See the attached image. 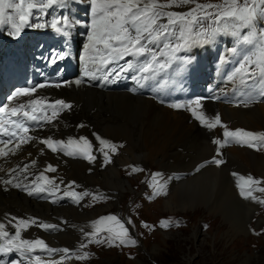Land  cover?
I'll use <instances>...</instances> for the list:
<instances>
[{"label": "bare ground", "instance_id": "6f19581e", "mask_svg": "<svg viewBox=\"0 0 264 264\" xmlns=\"http://www.w3.org/2000/svg\"><path fill=\"white\" fill-rule=\"evenodd\" d=\"M82 1L87 2V0H72V3L75 2L85 5ZM63 5L64 4L57 5L55 9ZM33 20L34 19L30 18L31 24ZM83 22H86V20ZM23 31L27 33L35 32L33 27L27 26ZM4 38L12 40L14 36L10 33L4 36ZM50 39H52V37ZM2 40L0 44H2V42L4 43ZM50 43V45L53 44V42ZM42 46L43 45H39V48ZM63 47L64 45L62 44L61 47H53L50 49L47 58H52L57 55L56 53L61 52ZM5 52H7V50H5ZM70 52L75 60L77 75L74 76V79H76L78 76L83 75L82 57L85 52V44L76 46ZM31 53L34 59L37 54L33 53V51H31ZM10 55L13 56L14 59H17L13 53H10ZM189 56L191 55L189 54ZM126 59L130 60V58ZM192 59L193 57H190L189 60L191 61ZM125 62L126 61H120V64L122 65ZM36 66L37 62L35 61L32 69H36ZM112 67L113 65L109 66V68ZM115 67L119 70L118 65ZM124 73L125 72H121V75L117 76L116 72H113L112 75L109 76V80L111 81L114 79L115 82L111 83L103 80L94 83L95 80H91L80 86H76L73 82L69 86H66L62 90L60 97H64L67 101L73 102L74 107L68 114H65L59 122L53 125L51 131L56 137H60L65 141L70 138L74 139L67 133L72 125L68 123V121L74 117V112L78 110L77 103L73 100L83 102L80 105H84L82 110L80 109V118L86 119L89 128H83L79 134L89 137L92 133H95L101 139L110 140L111 143L117 146L123 145V147H118V151L121 152L120 154L118 153L119 155L106 150L111 156V163L103 165L105 151L101 149L102 145L97 138H93L96 146L92 152H90L96 159L91 164L85 159L67 161L65 165L56 164L58 161H53L55 156L47 152L42 153L43 147L35 141V143L29 146V149L38 157L40 171L45 172L47 176L49 175L52 179H55V192L59 195L55 197L57 198V205H54L51 201L36 202L16 191L5 190V188L8 189V186L0 182V222L5 224L6 230L15 232V229L12 228L9 223L12 217L25 220L29 217L35 218L37 224H32L26 231H22L23 238L29 240L39 238L44 240L51 248L69 250L67 254L61 252L49 254L40 250H37L40 251L39 253H37V251L32 253L33 256L39 255L45 264H76V255L72 256V252H75L76 249L79 248L81 238L85 237L84 235L91 229L92 220L102 214L106 208L114 205L113 200H118L120 202L127 198V196H131V191L133 189L128 191L129 186L132 188L131 182L126 180V173H124V169H121L129 164L134 167L138 164L145 165V163L150 161L156 163V168L168 171L169 175L167 176V181L171 184L169 189V191H171L170 197H168L165 202H156L153 205H156L155 208L159 207L158 209L161 212L171 211L169 213L174 214L178 209H186L187 204H189L191 200L182 199L183 197L178 196V191L182 186L196 183L197 185L194 192L198 193V195L200 194V196L195 198L196 201L209 199L212 194L219 193L218 198H215L216 202L218 199L219 201L223 200L219 208L226 213L228 209L226 202L229 204L230 213L233 216L231 219L233 229L240 226L241 232H246V226H242V224L251 221V217L255 214L261 215L260 221L264 223V212L263 214L259 212L264 210V204H260L251 198H242L236 186L238 177L240 176L252 177L253 174L257 173L264 179V153L234 143H229V145L220 148L219 145L212 143V141L214 139H221L223 141L224 129L222 127H216L209 130L201 126L199 121L192 116L191 111L187 107L190 101L187 104L182 102L176 103L182 105L180 109H166L163 104L158 106L152 99H158L161 96L163 90L160 89L163 88V84H153L155 86L154 88H159V90L157 89L155 92H151L153 89L149 91V81H141L140 83L136 81L128 85L127 80L132 74L131 70L126 72L125 76ZM188 75L189 73L186 74L182 72L179 74V77L182 78ZM225 75L226 76L221 74L217 82V78H212L211 74V77H209V80L212 79L210 86L208 84L192 85L191 89L198 92L205 93L208 89L211 90L210 94H203L204 103L201 102L202 108L198 109V111L205 112L208 117H214L216 114H219L222 123L226 125L229 130L234 131L244 127L247 131L253 133H264V99L260 98L259 85L251 80H249V83L244 84L241 82L240 76L236 77L237 81L233 82L234 85H232V73L226 71ZM122 76H124V80L119 81V78ZM245 79L249 78L245 77ZM108 84H111L112 88H110ZM225 86V90L230 86V92L226 93L224 97L221 91ZM100 89H103L105 92L98 91ZM144 94L145 96H142ZM218 95L221 96L222 99L218 98ZM251 97H254V102H250L248 106L245 107L244 102L248 101ZM28 98L32 99L33 97ZM222 101H225V103H222ZM233 102V106H227V103L232 104ZM192 106L195 107V105ZM94 108L95 111L91 114L90 112ZM254 114L259 116V123L258 121L257 123L254 121ZM75 123H77V121ZM76 137H78V135ZM200 150H202V152L214 153V155L199 159L196 157V154ZM218 150L221 156H217ZM246 155L252 160L250 167L247 166L248 160ZM213 157L218 159L222 158L225 163L220 166H216L215 164L205 165L200 171H196L197 167L205 164L204 161H211ZM22 158H26V155ZM7 165L8 163L0 165V177L4 176L3 169ZM49 165L57 169V171L53 174L50 173L52 171H46ZM219 170L228 171L230 178L221 179L223 174L219 176L216 174ZM233 173L237 175L234 176ZM67 183L79 185L81 187L80 192L86 191L88 193L95 191L105 196L108 195L112 201H109V205L102 204L93 209H89L85 206L86 201L77 203L72 196L65 195V193L71 191L66 186ZM27 185L31 187L36 186L33 182ZM186 188L190 189L191 186H186ZM252 194L257 197L258 200H264V197H262L263 194ZM188 197L191 196L188 195ZM92 198L94 197H91L90 200ZM211 208L215 210L212 205ZM109 213L110 211L103 212L102 215L106 216ZM11 223L14 224L15 221H11ZM41 223L57 225L58 229L60 230L62 228V230L60 232L59 230H45L39 226ZM257 233L263 234L264 227ZM197 234L198 231L194 235L195 239H197ZM169 236L170 235H166V237ZM26 258L27 257H24V260H26L25 264H28V258Z\"/></svg>", "mask_w": 264, "mask_h": 264}, {"label": "snow or ice", "instance_id": "6c2138e0", "mask_svg": "<svg viewBox=\"0 0 264 264\" xmlns=\"http://www.w3.org/2000/svg\"><path fill=\"white\" fill-rule=\"evenodd\" d=\"M64 2L65 0H0V27L8 24L13 29L12 34L17 37L26 26L45 27L43 24H31L30 18L33 16V10L62 5ZM87 3L90 6L91 20L88 25V43L85 45L82 57L84 77L111 83L115 82L114 79L109 80V76L113 72L120 76L121 72L131 70L140 74L133 77L137 83H140L141 81L155 80L162 73H167L169 69H172L173 64L177 65L174 71L180 73L185 70L184 66L189 64L190 60L179 56V53L188 51L194 46L213 43L218 35H231L236 39L238 45L237 48L231 50L233 54L243 51L245 48L250 50L244 53L243 62L234 70L231 78L235 79L240 76L241 82L244 84L249 83V80L254 81L259 85V95L264 97V0H220L219 3H200L199 0H87ZM188 5H193V7L181 12L171 10L184 8ZM9 10L15 15L10 14ZM50 27L55 32L67 36L69 35L67 29L72 27V23L67 16H64L53 18ZM63 58L64 54H57L50 58V62L56 63L58 59L62 60ZM120 61L126 62L121 65ZM110 65L113 67L109 68ZM117 65L119 70L115 67ZM252 67L256 71H251ZM245 77L249 79H245ZM82 82V79H77L73 83L80 86ZM47 87L59 88L61 84L44 83L35 87L18 89L8 97L9 103L0 106V157H7L9 152L15 154L22 144L36 139L53 153L62 151L66 156L80 155L90 164L93 163L96 157L89 151L91 144L85 137H80L79 140L70 138L65 142L54 140L51 136L40 138L30 135V132L33 131L29 127L30 123L51 124L53 119L58 118L61 111L70 110L73 107L71 103L63 99L49 101L47 97L43 96L14 105L12 103L21 97H34L38 89ZM250 102H254V97L245 101L244 106L247 107ZM168 106L175 109L182 107L179 104ZM187 107L201 126L209 130L217 126L224 129L223 141L221 139L212 141L220 148L229 143L253 148L256 147L255 142H260L261 146H264V133H253L243 129L229 130L222 123L219 114L208 117L205 112L198 111L202 108L201 99H196ZM49 109L51 115H49ZM3 137H8V139ZM97 140L111 153H116L118 147H123V145H114L100 137H97ZM14 141H16L15 147L8 148V145ZM73 147L74 150H69ZM5 149L8 150L5 151ZM217 156H221L219 150ZM104 161L105 163L112 162L108 152H104ZM207 163L220 166L224 161L222 158L213 157ZM202 167H204L203 164L197 167L196 171H200ZM141 170L133 168V171ZM15 171L13 169V172ZM21 171L26 172L27 166ZM46 171L54 172L55 168L49 165ZM160 175L156 173L153 179L155 180ZM233 175L237 174L233 173ZM15 179L12 177L11 179H2L0 182L20 189L28 196L44 192L54 194L55 192V187L51 189L45 187V185H54L55 182L44 176L43 173L36 178V181L42 183L34 182L36 183L35 187L23 185L22 182L14 183ZM262 183L264 181L256 180L251 176H240L236 186L242 198H251L264 204V200H258L252 194L253 191L264 192V187H260ZM253 186L256 187L253 188ZM161 190L162 186L157 188L154 195L159 194ZM65 195H71L77 203L79 202L80 197L75 192L65 193ZM82 195L86 196L88 193L85 192ZM11 221H15V223L12 224ZM105 222H114L115 227L106 225ZM9 223L15 229L14 234H10L6 230L5 224L0 222V240L3 241L0 243V256L17 252L21 254L22 258H28V264H45L39 255L33 256L32 253L37 250L49 254L56 252L67 254L69 252L68 249L51 248L39 238L34 240L23 238L22 231H26L32 224H37L35 218L29 217L25 220L12 217ZM127 223L131 224L132 221L128 220ZM39 226L45 230H59L57 225L41 223ZM92 227L94 231L86 233V236L94 238L100 232L106 231L109 235L105 240L109 246H115L117 242L121 246L136 244V241L129 236V229L115 216L101 217L93 222ZM144 227H148V225H144ZM160 227H169V222L161 221ZM105 240L90 239L89 242L104 243ZM86 246L82 245V247ZM87 256L88 253H84L78 258L83 260L87 259ZM0 264H5L3 259H0Z\"/></svg>", "mask_w": 264, "mask_h": 264}, {"label": "rangeland", "instance_id": "374dc122", "mask_svg": "<svg viewBox=\"0 0 264 264\" xmlns=\"http://www.w3.org/2000/svg\"><path fill=\"white\" fill-rule=\"evenodd\" d=\"M199 2L219 3L220 0H199ZM191 7H193V5H188L185 6L184 8H173L171 10L181 12V11H186L188 8ZM9 11L10 14L15 15V13L11 12V10ZM8 26L9 25L5 24L4 26L0 27V35H1L0 42L4 38V36H7L10 33H12L9 28L10 26L9 27ZM218 45L226 50L229 49L232 50L233 48L238 47L236 39L233 38L231 35H218L215 42L213 43L205 44L203 46H194L188 51L179 53L178 55L181 57H187L188 59H190V57H193L190 63L184 66L185 70L182 71L185 72L186 74L189 73V75L185 78L184 77L180 78L179 74H181L182 72L180 73L175 72L174 70L177 67V65L173 64L172 69H169L167 73H163L162 77H159V81H158V77L154 81L150 80L149 81V84L151 85V86L149 85L150 91L152 89L153 90L155 89L154 85H156L155 83L157 81L159 83V84L157 83L158 85L163 84L162 97L164 100L159 102L157 100L155 101L154 99H152L154 100L153 102L158 106L160 104H163V106L166 109H171V110L172 108L169 107L168 105L173 104V102L195 101L196 99L199 98L201 99V102L204 103L202 98L200 96H197L195 91H192V89L190 88L191 86L190 84L191 83L194 84L198 82L197 79L200 70H203L204 72L203 77L205 78L206 82L209 83V85H211L212 83V79H210L211 81L209 80L211 74H212V78L216 77L218 82L219 77L221 75L220 73V68L222 64L221 56L224 54V51L220 52L219 54H216L217 52V47H216L214 52V57L212 58L211 55V48L213 46L215 47ZM249 51H250L249 49L245 48L243 49V51H238L236 54H233L232 52V58L229 59L230 68L228 67V69L225 70L224 76H226L225 75L226 71L232 73L233 76L234 70L237 67H239V64L241 62H243L242 58L244 53ZM189 54L191 56H189ZM233 65L234 67L231 68V66ZM205 66H207V68L203 69V67ZM250 70L256 71L254 67H252ZM231 80H232L231 81L232 85H234L233 82L237 81L236 78L235 79L231 78ZM229 87L230 86H228L227 90L223 93L224 97L226 93L230 92ZM142 96H145V94ZM260 98L264 99V97L261 96ZM73 101L77 103L78 110L74 112L75 114V115L73 114L74 117H72L70 121H68V123L72 124L71 125L72 128L70 127L67 133L75 140H79L80 137L87 138L91 144V148L89 149V151L92 152V150L96 146V143L94 142L93 138H97L98 135L92 133L91 136L88 137L87 135L79 134V132L82 131L83 128L84 129L89 128V125L86 122L85 118L82 119L80 118V112L84 106V105L83 106L80 105L83 102H78L76 100ZM222 103H225V101L224 102L222 101ZM190 104L191 102H189V105ZM228 105L233 106L234 102L232 104L227 103V106ZM94 111L95 108L92 109L90 113L93 114ZM258 117L259 116L254 114V121L256 123L257 121L259 123ZM76 121L77 123H75ZM80 125H83V127H81ZM243 128L244 127L238 129H243ZM243 130L246 129L244 128ZM77 135L78 137H76ZM255 143H256V147H253V149L261 153H264V146H261L260 142H255ZM229 147L233 148L232 146ZM257 148H259V150H257ZM101 149H103L105 152L109 151V149L103 145ZM44 150L42 151V153L44 152ZM118 153L120 154L121 152L118 151L117 148L115 154ZM213 155L214 153L202 152V150H200L197 152L196 157H198L199 159H203V158L211 157ZM54 156L55 157L53 158L54 159L53 161L55 162L58 161L56 164H60V165H65L67 161L83 160V158L65 159L58 155H54ZM247 160H248L247 166L250 167L252 164V160L251 158L248 157ZM208 161L210 160L204 161L205 162L204 166L209 165V163H207ZM224 163H222L221 165H223ZM105 164H106L105 161H103V165ZM155 164L156 163L149 161L145 163V165L138 164L132 167L133 165L129 164L128 166L121 168L122 170L124 169V173H126L125 174L126 180L131 182L132 188L131 186H129L128 191L133 189L131 191L132 194L131 196H127V198L123 199L120 202L118 200L117 201L113 200L114 205L109 206V208H106L103 211L104 213L110 211V213L106 216H115L117 217L118 220L124 223L125 227L129 229L130 238L134 239L136 241V244L134 246L133 245L121 246L117 242L115 246H109L105 240V238L109 235L108 232L106 231L100 232L94 238L91 236H86L85 234L84 235L85 237H82L80 240L81 244L79 245V248L76 249L75 252H72V256L76 255L75 258L76 264H264V233L263 234L257 233L258 231L262 230V227H264L263 226L264 223L260 221L261 215L255 214L253 217H251V221L242 224V226H246L247 229L246 232H241L240 226H238L240 228L237 227L238 229L237 228L233 229L232 220H231L233 216L230 213L229 204L225 201L226 205L228 206L226 213L219 208L220 203L223 201V200L219 201V199L217 202L215 201V198H218L219 193L212 194V196L209 199L196 201L195 198L200 196V194L198 195V193L194 192L197 185L196 183L182 186L178 191V196L183 197L182 199L191 200V202L187 204L186 209L184 210L178 209V211L175 212L174 214H170L169 212L171 211L161 212L158 209L159 207L155 208L156 205L155 206L153 205L156 202H161V201L165 202L168 199V197H170L171 191H169V189L171 184L169 183V181H167V176L169 175L168 171L161 168L160 169L156 168ZM132 168L142 169V170L133 171ZM36 169L38 171L39 176L41 173H43L44 176L48 177L49 179L55 182V179H52V177H50L49 175L47 176L45 172L40 171L39 165L36 167ZM56 171L57 169H55L54 172H50V173L53 174ZM156 173L162 175L156 177V179L154 180L153 177ZM216 174L218 176L223 174L221 176V179L230 178L229 172L226 170H219L217 171ZM252 177L256 180L264 181V179L261 178V176L257 173L253 174ZM48 186L50 188H54L55 184L54 186L53 185H48ZM66 186L68 187V189L71 190L69 193L75 192L80 197L79 199L80 203L86 201L85 206L89 209L90 208L93 209L94 207L100 206L102 204L109 205L108 204L109 201H112L110 200V197L108 195L105 196L104 194L95 191L88 192V195L84 196L82 194L85 193L86 191L80 192L81 187L79 185H75V183H70V184L67 183ZM161 186H162V190L160 191V193L154 195V193L157 191V188H160ZM186 186H191V188L188 189L186 188ZM255 187L256 186H253V188ZM260 187H264V183H262ZM54 193L55 194L51 196V198L53 199L59 196L56 194V192ZM253 193L263 194L262 197H264V192L253 191ZM188 195L191 197H188ZM91 197L94 198L90 200ZM211 205L214 206L215 210L211 208ZM132 206L133 207L135 206L134 207L135 209ZM259 212L263 214L264 210ZM102 214H100L97 218L93 219L91 225H93V222L99 220L101 217H106L103 216ZM128 220H131L132 223L128 224L127 223ZM161 221H168L169 227L161 228L160 227ZM105 224L115 227L114 222H105ZM144 225H148V227H144ZM61 230L62 228L59 230V232ZM93 231L94 229L91 226V229L87 231V233L89 232L92 233ZM197 231H198L196 237L197 239H195L194 235L195 233H197ZM51 234H47V235H51ZM166 235H170L171 237L170 236L166 237ZM90 239L105 240V242L90 243L89 242ZM82 245H87V246L82 247ZM84 253H88L87 259H83V260L79 259L78 257L83 255Z\"/></svg>", "mask_w": 264, "mask_h": 264}]
</instances>
